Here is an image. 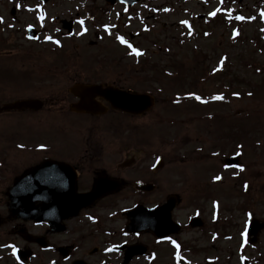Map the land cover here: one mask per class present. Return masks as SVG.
<instances>
[{
  "label": "rangeland",
  "instance_id": "rangeland-1",
  "mask_svg": "<svg viewBox=\"0 0 264 264\" xmlns=\"http://www.w3.org/2000/svg\"><path fill=\"white\" fill-rule=\"evenodd\" d=\"M86 1L78 0L76 8L86 12L87 8H81ZM59 2L65 7L70 3ZM88 2L92 10L93 3ZM8 6V11L15 9ZM48 9L42 20L48 26H59L58 20L65 18L68 8ZM71 9L76 10L74 6ZM142 12L138 18L99 19L101 26L110 29L101 27L98 33L81 38L83 43L78 42L92 52L103 48L110 59L105 63L107 74L117 76L126 88L152 92L156 100L143 117L122 119L120 129L106 132L110 143L122 140L131 148L125 156L111 154L110 158H130L139 150L141 158H175L174 180L180 182L185 214H198L205 205L208 222L213 218L217 228H222L221 239H207L204 256L216 257V264H244L248 259L246 224L252 215L264 213V0H208L201 4L197 0H164L147 4ZM3 16L6 23L1 25L4 33L0 26V55L12 52L9 63L0 57V78L4 79L0 81V102L5 103L29 99L38 92V83L29 79L22 65L31 62L30 47L17 32L18 27L38 20L25 14ZM100 35L101 40L97 39ZM9 39L12 43L6 44ZM121 39L137 43L142 50L139 67L130 62L139 57L120 47ZM74 42L69 41L67 52L72 51ZM38 49L36 45L30 48L33 53ZM47 50L46 59L60 57L57 51ZM118 58L128 62L115 65L112 60ZM7 65L12 72L8 84L10 80L1 75ZM52 85L49 90L57 84ZM42 120L48 127L55 122V114L14 113L11 120L0 116V158H28L24 144L49 142L51 132L57 131L51 126V132H46ZM66 127L70 141L84 139L80 129L70 132V125ZM236 153L241 164L226 167L223 159ZM39 156H45L43 151ZM224 235L227 238L223 239ZM189 237L191 242L192 235ZM260 245L264 251V236ZM198 246L191 242L186 259L176 255L175 264H202Z\"/></svg>",
  "mask_w": 264,
  "mask_h": 264
},
{
  "label": "flooded vegetation",
  "instance_id": "flooded-vegetation-1",
  "mask_svg": "<svg viewBox=\"0 0 264 264\" xmlns=\"http://www.w3.org/2000/svg\"><path fill=\"white\" fill-rule=\"evenodd\" d=\"M59 1L0 0V26L3 22L6 23L2 20L6 13L12 16H35L38 20L37 24L30 22L27 26L18 27V35L26 44L31 49L34 45L39 48L34 53L29 48L31 62L22 65L26 67L25 74L29 79L33 78L38 83V92L32 98L43 102L40 112L55 114V122L49 123L48 127L47 121L41 122L42 128L50 131V127L54 126L57 131V134L50 131L49 142H39L44 150L43 158H0V264H175L176 255L186 259V254L193 247L191 242L199 245V252L203 254L202 264H207L208 261L216 264L219 259L204 256L205 244L210 236H218V239L214 238L216 241L221 239L222 228L218 230L215 227L216 220L208 222L205 205L198 213L201 227L192 228L190 216L182 209L184 200L178 191L181 189L180 182L176 183L174 180L176 159L141 158L143 153L140 150L130 158H110L111 154L125 156L131 153V148L122 140L119 144L110 143L106 132L120 129L122 119H139L142 115L136 116L114 109L110 95H107L109 92H89L87 97L95 107H90L88 112L76 107L82 102V91L74 89L77 85L112 86L117 91L132 90L131 94L139 92L152 96V92H140L135 86L126 88L121 85L117 76L107 74L105 63L110 62V59L103 48L92 52L78 43H83V37L101 28L99 19L108 16L122 18L131 10H135L137 18V8L142 7V2L127 8L119 0H109L113 5L105 0H100L99 3L91 0L93 8L89 10L87 0V5L81 6L87 8L85 12V9L76 8L78 0H67L70 3L66 7ZM8 5H14L15 9L8 11ZM52 6H58L61 10L68 8L65 18L58 20L59 26H48L42 20L49 13L48 7ZM73 6L76 10L71 9ZM21 7L23 10H20ZM112 9H116V12H112ZM1 31L4 33L2 26ZM71 40L75 42L69 53L68 43ZM11 43L9 39L6 44ZM49 45L51 47L47 48ZM97 46V43L93 45ZM134 46L136 49H127L136 55L137 45ZM47 49L51 50L50 53L57 51L60 57L46 59ZM42 51H45L44 54ZM3 53L0 57H4L9 63L12 52ZM112 61L115 65L128 62L125 58ZM131 61L138 67L141 63V59ZM11 74L8 65L1 73L8 80H11ZM63 82L70 85L62 86ZM53 83L57 84L56 88L49 90L53 88ZM48 84L50 85L47 86ZM123 101L126 102L125 97ZM68 125L70 132L73 128L80 129L84 133V139L78 140L79 143L70 141L64 130ZM47 148L51 151H46ZM138 154L139 157L136 156ZM46 160L61 165L57 171L36 173L35 176L28 177L17 193H49L52 194L50 201L30 204L24 197H15L13 201L10 193L18 181L26 176L28 170ZM62 167H68V171H61ZM60 176H65L66 179ZM63 192L72 197L64 203L56 202L62 200V195H56ZM74 197L77 202L72 200ZM171 199L174 207L170 211L169 221L166 204ZM164 205L165 208L160 209ZM62 207L77 208L78 212L64 220L62 217H58L59 220L53 218L46 212L47 209ZM138 207L157 209L154 212V231L140 226L137 229L131 223L128 212ZM12 208L32 209L39 214L25 211L20 215L18 212L14 213ZM246 234L249 235L248 259L244 264H263L264 251L261 250L260 243L264 236V213L260 217L252 215ZM189 235H192L191 242ZM224 238L227 236L224 235ZM201 242L204 243L203 247Z\"/></svg>",
  "mask_w": 264,
  "mask_h": 264
},
{
  "label": "water",
  "instance_id": "water-1",
  "mask_svg": "<svg viewBox=\"0 0 264 264\" xmlns=\"http://www.w3.org/2000/svg\"><path fill=\"white\" fill-rule=\"evenodd\" d=\"M99 87H85V90L87 91H97ZM121 96H124V95H121ZM131 101H136L137 103L136 104H139V102L141 101L143 103V105L140 103V106L141 108H139V112H136V113H140L141 111H144L145 109H147L150 105H151V102L152 100L148 97H137L136 98H133L131 99ZM32 105H35V107H39L40 104L38 102H30V101H22V102H16V103H13V104H10L9 106H5L4 109H7V110H22V109H25L27 107H30ZM142 105V106H141ZM132 111H136V110H133ZM233 158H236V159H233L234 161V164L238 163V158L239 156H235Z\"/></svg>",
  "mask_w": 264,
  "mask_h": 264
},
{
  "label": "snow or ice",
  "instance_id": "snow-or-ice-1",
  "mask_svg": "<svg viewBox=\"0 0 264 264\" xmlns=\"http://www.w3.org/2000/svg\"><path fill=\"white\" fill-rule=\"evenodd\" d=\"M216 99H220L221 97H215ZM199 99V97H197ZM216 179H220V177H216Z\"/></svg>",
  "mask_w": 264,
  "mask_h": 264
}]
</instances>
